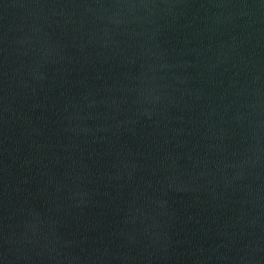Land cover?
I'll return each mask as SVG.
<instances>
[{
    "label": "water",
    "instance_id": "1",
    "mask_svg": "<svg viewBox=\"0 0 264 264\" xmlns=\"http://www.w3.org/2000/svg\"><path fill=\"white\" fill-rule=\"evenodd\" d=\"M0 264H264V0H0Z\"/></svg>",
    "mask_w": 264,
    "mask_h": 264
}]
</instances>
